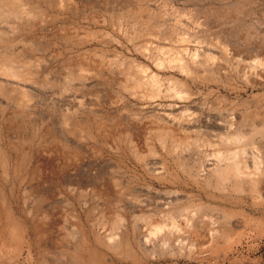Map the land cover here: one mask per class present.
<instances>
[{"label": "bare ground", "instance_id": "6f19581e", "mask_svg": "<svg viewBox=\"0 0 264 264\" xmlns=\"http://www.w3.org/2000/svg\"><path fill=\"white\" fill-rule=\"evenodd\" d=\"M102 1L110 4L115 0ZM26 2L24 0H0V23L3 21V17H11L17 20L16 23L13 22L10 25L16 31L41 24L43 22L42 15L47 10L46 6L39 3L26 5ZM51 2L49 0V3ZM67 2H74V0H56L59 6H66ZM239 9L240 4L239 6L237 4L234 8L235 13L239 12ZM145 11V18H141L142 15L135 16V18H140V25L143 26L145 36L143 41L138 42L137 49L156 69L178 71L182 78L175 81L176 86L169 85L171 84L169 83L163 90L158 74L152 70H149L146 75L143 74L146 69L137 66L132 68L133 70L107 71L108 65L105 62L100 63L84 60L82 57H74L73 60H65L64 66L72 69L69 71L65 83L57 84V87L60 92L58 93L63 95L72 90L71 81H78L82 86L94 87L100 84L99 78L104 83L117 84L122 91L129 94L142 93L141 96L154 101L151 103L149 111L154 118L149 122L154 123L153 125L150 123L149 126H145V124L132 119L128 120L126 124L117 120L113 122V126L116 125L115 132L120 131V133H116V137L110 142L118 150H123V145L127 142L126 145L130 146L128 148L130 153L136 160H140L148 175V183L145 188H139L131 184L133 181L127 183V180L126 183L124 182L125 184H122L124 180L121 183L116 180L119 179L116 177L109 182L106 176L101 178L95 175L97 180L101 179L94 183L95 186L92 184L93 187L89 192H91L92 199L96 200V206L91 207L92 203L87 209V205L83 204L81 207L85 210L84 212H75V209V211L73 210L75 213L61 211V213L58 212L61 216H56L57 212L43 209L38 203L40 208L34 207L37 204L33 206H28V204L26 209L32 216L33 222L35 221L34 228L39 236L37 242L41 264H114L118 262L139 264L145 259L153 260L161 257L177 259V256L197 260L206 257L209 260H222L232 252L238 242L234 229L253 220L244 209H236L232 204L240 203L236 199H240L243 195L252 199H264V158L262 157L264 143L262 144L258 140L259 136L260 138L264 136V129H257L251 124V131L244 133L245 135L242 137L244 140L236 132L225 138L220 132L227 129L226 124L232 119L225 120L226 115L214 113L211 110L206 112L198 111L197 108L188 110L195 105L194 99L199 95V90L193 89L197 78L200 77L199 70L219 58L217 55L219 50L223 54V59H230L226 53L227 46H231L227 40L229 37L223 35L224 32L218 33L219 35L216 34L214 37L197 36L194 39L199 45H191L189 35L187 37L180 36L174 25L166 27L162 23L160 24V17L166 13L162 8L152 9L148 6ZM202 22L191 21L189 26H200L203 31L209 29L206 23ZM156 29L158 40H170L175 37L179 42L185 43L183 44L185 46L179 49L171 48V46L165 47L161 44L153 45V47L150 44L151 46H149L147 39L150 42L149 39L153 37ZM2 32L0 31V35L3 36ZM63 35L70 38L69 33L65 32ZM222 35L223 37H220ZM234 37L238 38V42L245 48L256 44L255 46L260 49L253 61L244 64L243 75L253 86L264 85V38L257 32H253L251 27L240 30ZM127 38L130 41L133 40V36H127ZM232 47L235 50L234 46ZM39 73L32 71L31 68H24L23 63L15 60L11 53L0 54V111L5 112L8 108L10 109L9 116L4 118V123L0 122V173L3 171L5 175L15 174L20 182L21 191L28 195L26 196L27 200L30 199L29 195L31 198L32 196L36 198L34 194L36 192L33 193V191L37 186L29 185L28 188V183H25L28 168H31L29 174L32 173L33 178L47 169L51 171V174L55 170L56 176L53 180L55 179L59 185L75 184L78 189L88 184L89 182H86L87 178L84 176L90 177L89 170L91 169L83 168L82 160L87 155L90 157L93 151L82 145V138H95V131L98 134L106 133L112 127V124L100 119L93 121L88 116H74L73 118L66 114L60 121L62 128L60 127L59 137L49 129L43 130L44 132L40 131L45 139L54 138L51 144L48 143L51 145L50 148L42 147L40 142L37 145L30 144L31 141L33 142L32 136L36 135L37 129L30 133V139L28 137L20 138L19 147H14L15 144L13 145L11 141V143L9 141L4 143L3 139L7 136L2 135L3 131L4 133H8L9 130L18 131L22 129L23 120L31 117L34 110L33 101L39 94L37 85L52 84L41 79ZM61 98L63 104L75 101L79 108L86 104L82 95L78 97L76 94H71V96L66 94ZM171 98L177 99L180 104L174 102L166 104V100ZM218 98L224 99L225 96L218 95ZM189 103L191 106L187 105ZM87 106L90 111L95 108L93 102H88ZM189 131L196 134L193 133L194 135L191 136ZM142 132H146L149 138L146 154L137 148ZM121 134L124 136L121 137ZM215 134L220 135L223 142L229 139L238 147L225 148L223 153L214 150L209 155L210 158L206 159V163L201 159L203 157L201 154L197 157L194 156L200 170L193 174L188 169L186 156H190L192 152L194 154L195 147L197 148L195 151H198L199 143L208 141L209 135ZM105 143L109 145L106 141ZM30 150H33L34 153H31ZM59 154L66 156L64 166L61 165V158H56ZM145 155L161 157L162 167H158L159 165L157 166L153 162L154 159L149 162L145 160ZM168 156L172 158L175 165L173 170L170 169L166 158ZM71 164L74 167V172L71 177H67L66 170ZM86 166L90 168L88 164ZM177 166L201 191L188 193L178 191L171 186L168 187L167 182H171V180H168L164 173L171 174L173 182H177L179 180ZM78 169L81 172H77ZM63 175L69 179L68 182L63 181ZM91 179L93 178L91 177L89 180ZM171 184L169 183V185ZM26 188L28 189L26 190ZM72 189L75 190V188ZM59 194L61 193L56 189L53 193L44 195V200L50 198L55 202L52 206L49 205L51 209L60 208L58 205H54L57 203L54 199ZM24 197L23 199H25ZM86 200L88 199L86 198ZM213 200L218 204L230 203L232 206L218 209L207 202ZM99 201H102V205L97 207ZM93 209L97 211L95 212ZM71 218L73 224L69 226L66 222L68 228L64 224H60L61 219L69 220ZM1 225L8 247H11L13 243L24 245L26 232L24 222L14 216L7 199L0 192V227ZM23 250L22 247L19 248L18 253H22Z\"/></svg>", "mask_w": 264, "mask_h": 264}, {"label": "rangeland", "instance_id": "374dc122", "mask_svg": "<svg viewBox=\"0 0 264 264\" xmlns=\"http://www.w3.org/2000/svg\"><path fill=\"white\" fill-rule=\"evenodd\" d=\"M24 1H27L26 5H33L34 3L44 5L48 11L46 10L42 15L43 22L41 24L26 27L22 31H16V29L10 27L17 20L11 17L7 18V16L6 18H1L3 21L0 23V31H3L2 33L4 34L3 36L0 35V54H13L14 59L23 63L24 68H31L32 71L40 72L41 79H45L52 84L37 85V87L39 86V94L33 101L34 110L31 113V117L25 121L23 120V125H21L22 129L18 131L9 130L8 133H4L3 131L2 135L7 136L3 139V142L11 141L13 145L15 144L14 147H19L20 138L28 137L30 139V133L37 129L36 135L32 136L33 142L31 141L30 144L32 145L34 143L37 145L40 142L42 147L50 148L51 145H48V143L51 144L54 138L45 139L40 131L49 129L54 135L57 134L56 136L59 137L58 135H60L59 133L62 128L60 121L66 114L73 116V118L74 116H88L93 121L100 119L112 124V129L110 128L106 133L101 134L95 131V138H82V145L93 151L90 157L87 155L82 160L85 166L83 168L86 170L91 169L89 170V176H91H84L87 178L86 182H89L84 185L86 188L83 186L77 189L75 184L59 185L55 179L53 180L56 176L55 170L52 172L54 175L47 169L33 178L32 173L30 172L31 175L29 174L31 168H28L26 173L28 176L25 179V183H28V188L29 185L37 186L33 191V193L36 192L34 193L36 198L33 196L31 198V195H29L30 199L28 198L27 200L26 196L28 195L26 192L23 193L21 191L18 177L11 173L5 175L3 171L1 172L2 174L0 173V192L7 199L14 216L23 221L26 227L24 245L21 246V243H13L11 247H8L6 245L5 232L1 225L0 264H41L37 242L39 236L37 230L34 228L35 221L33 222L32 216H30L26 209L28 204V206H33L38 203L43 209L46 208L49 211L54 210L57 212L56 216H61V211L68 212L75 211L76 209L75 212H84L85 210L82 209L81 205H87V209L90 208L89 205L92 203L94 205L92 204L91 207L96 206V200L92 199L91 192L89 191H91L94 183L101 179L102 176H106L109 182L116 177L119 178L116 180L121 183L124 180L122 184H125L127 180V183L133 181L131 184L139 188H145L148 183V175L144 171L140 160H136L130 153L128 149L130 146L126 145L127 142L123 145V150L115 149L110 142L112 141L111 139L116 137V133H120V131L115 132L117 127L116 125L113 126V122L117 120H121L126 124L128 120L132 119L133 121L143 123V125L145 124V126H149L150 123L153 125L154 123L149 122L154 119L149 111L150 105L154 101L147 99L145 96H141L142 93L136 95L129 94L126 91H122L117 84L104 83L99 78L98 81L100 84L94 87L82 86L78 81H71L70 87L72 90L63 95L59 94V88L57 87V84L65 83L69 71L72 69L64 66L65 60H73L74 57H82L84 60H93L100 63L105 62L108 65L107 71L133 70L132 68L137 66L146 69L143 72L146 75L149 70H152L158 74L159 82L162 84L161 87L163 90L167 88L169 83H171L169 85H175V81L182 78V75L178 71L173 69H156L137 49L138 42L143 41L145 36L143 26L140 25L141 20L139 17L135 18V16L142 15L141 18H143L146 13V7L149 6L152 9L162 8L166 13L160 17V24L162 23L166 27L174 25L180 36L187 37L189 35L188 37L191 39V43H189L191 45H199L196 44L194 39L197 36L214 37L216 34L224 32L222 34L229 37L227 40L231 46H227L226 53L230 59H223V54L219 50L217 53L219 58L209 63L208 66L206 65L205 67L207 69L203 67V69L199 70L200 77L197 78V81L193 85V89L199 90V95L194 99L195 107H190L188 110L192 108H197L198 111L205 112L211 110L214 113L226 115L225 120L232 119L231 122L229 121L226 124L227 129L220 132L225 138L236 132L244 140L242 137L251 131V124L257 129H264V85L253 86L243 75V71L245 70L244 64L248 61H253L259 54L260 49L255 46L256 44L245 48L238 42V38L234 37L240 30L251 27L253 32H257L264 38V0H115L110 4L102 0H74V2H67L66 6H59L56 0H50L52 1L51 3H49V0ZM237 4L238 6L240 4V9L239 12L235 13L234 8ZM191 21H203L202 23H206L209 29L203 31L200 29V26H193V28L189 26ZM65 32L70 34V38H66L63 35ZM156 32L157 29L154 30L153 37L149 39L150 42L147 39V44L149 46L152 45L151 47L161 44L165 45V47L171 46V48L179 49L185 46L183 45L185 43L179 42L175 37L170 38V40L166 39L167 41L158 40L156 38L158 35ZM223 35L220 37H223ZM127 36H133V40H128ZM232 46H234L236 51L232 49ZM27 64L30 65V68H28L29 65ZM66 94L70 96L71 94H76L78 97L82 95L86 103L85 106L79 108L78 103L75 101L69 104H63L61 97ZM218 95H224L225 98L220 99ZM166 101V104L169 102L180 104L175 98ZM88 102L95 104L93 111L89 110V106H87ZM191 103L187 105L191 106ZM9 111V108L5 112L0 111L1 123H4V118L9 116ZM189 132L191 136L196 134L193 131ZM122 136L124 135L121 134ZM209 137L208 141L199 143V147L197 146L198 151H195V149L197 150L195 147L193 150L194 154L192 152L190 156H186L188 169L193 174L200 170L194 156L197 157L201 154L203 156L201 159L206 163V159L210 158L209 155L214 150L223 153L225 148L238 147L236 143L230 142L229 139L223 142L220 135H209ZM261 138L259 136L258 140L263 144L264 136ZM139 140L137 143L139 147L136 146L146 154L147 147L149 146L147 133L142 132ZM239 144L241 143L239 142ZM30 152L34 153L33 150H30ZM262 157L264 158V154H262ZM56 158H61V165H65V155L62 156L59 154ZM166 158L169 162L170 169H175L172 158L170 156ZM59 159L56 160L59 161ZM145 160L148 162L153 161L157 166L159 165L158 167H162L161 157L158 155H145ZM87 164L90 168H87ZM73 168L72 164L71 166L68 165V170H66L68 172L66 173L67 177H71L72 172H74ZM77 172H81V170L79 171L78 169ZM42 173H46L47 175ZM164 174L172 182V184L171 182H167L168 187L171 186V188L174 187L178 191H186L188 193H198L201 191L190 178L185 176L186 173L182 172L178 166L177 178L179 180H177L179 182H173L174 179L171 174L167 172ZM29 175L32 177L29 178L30 180L28 179L30 177ZM95 175L101 178L97 180ZM66 176L63 175V181L69 180ZM91 177L93 179L89 180ZM31 180L35 181L32 182ZM72 188H75V190L73 191ZM56 189L61 194L55 197L54 200L57 203L54 205H58L60 208L51 209L50 206L55 202L50 198L44 200L43 197H45L44 195L53 193ZM85 189L88 191L87 193ZM73 192L75 193L70 194ZM232 198L236 199L235 197ZM236 200L240 203H233L232 205L236 209H244L253 220L247 221L244 226L234 229V234L238 242L232 252L228 253L222 260H209L207 257L197 260L190 257L177 256V259L169 257H161L153 260L145 259L139 264H264V199H252L251 197L243 195L240 199ZM31 202L34 203L32 204ZM207 202H210L212 204L211 206L217 207L218 209H224V206L227 208L232 206L230 203L218 204L215 200ZM38 204L34 207L40 208ZM101 205L102 201L97 202V207ZM93 211L95 210L93 209ZM61 220L60 224H64L65 227L68 224L69 226L73 224L72 218L69 220ZM20 246L24 249L22 253H18V249L21 248ZM114 264L132 263L118 262Z\"/></svg>", "mask_w": 264, "mask_h": 264}]
</instances>
